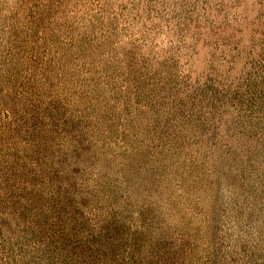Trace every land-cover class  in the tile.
<instances>
[{
    "label": "rangeland",
    "instance_id": "1",
    "mask_svg": "<svg viewBox=\"0 0 264 264\" xmlns=\"http://www.w3.org/2000/svg\"><path fill=\"white\" fill-rule=\"evenodd\" d=\"M0 264H264V0H0Z\"/></svg>",
    "mask_w": 264,
    "mask_h": 264
}]
</instances>
